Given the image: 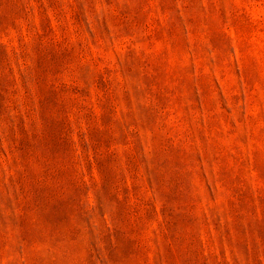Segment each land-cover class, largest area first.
I'll use <instances>...</instances> for the list:
<instances>
[{
  "label": "rangeland",
  "instance_id": "obj_1",
  "mask_svg": "<svg viewBox=\"0 0 264 264\" xmlns=\"http://www.w3.org/2000/svg\"><path fill=\"white\" fill-rule=\"evenodd\" d=\"M0 264H264V0H0Z\"/></svg>",
  "mask_w": 264,
  "mask_h": 264
}]
</instances>
